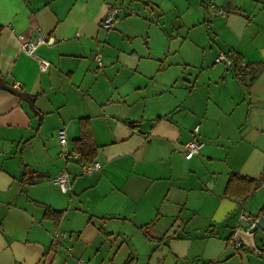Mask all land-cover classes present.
Masks as SVG:
<instances>
[{
  "label": "crops",
  "instance_id": "obj_1",
  "mask_svg": "<svg viewBox=\"0 0 264 264\" xmlns=\"http://www.w3.org/2000/svg\"><path fill=\"white\" fill-rule=\"evenodd\" d=\"M136 1L0 0V75L39 112L0 89V264H101L136 252L133 240L161 249V264H264V231L241 218L264 203V0H144V23L165 37L147 49L128 40L142 25ZM117 4L134 12L105 29ZM82 118L102 165L91 173L73 150ZM195 125L202 145L187 159ZM231 173L258 188L224 196ZM237 229L255 231L257 252L234 247ZM56 230L66 235L53 242Z\"/></svg>",
  "mask_w": 264,
  "mask_h": 264
},
{
  "label": "built area",
  "instance_id": "obj_2",
  "mask_svg": "<svg viewBox=\"0 0 264 264\" xmlns=\"http://www.w3.org/2000/svg\"><path fill=\"white\" fill-rule=\"evenodd\" d=\"M212 7H214V5H211ZM132 13L134 12V9L130 10ZM121 12H125V7H123L120 4L117 5H112L108 11L106 12V14L104 15L103 19H102V27H104L105 29L111 28L112 25L114 24V22L117 19V16L119 13ZM221 15L223 14L222 10L218 11ZM38 40L39 41H44V37L42 35V33L39 31L38 32ZM21 48L24 52L26 53H32L34 48H35V44L32 41H24L21 44ZM93 58L96 60L98 65H101V53L100 52H96L93 55ZM38 67L40 70H46L47 67L49 66V61L43 58H38ZM215 61L219 62V61H225L226 63H228L229 65L232 64L231 58H229L225 53L220 52L218 53V55L215 57ZM243 65V63H241ZM193 133L195 134L191 139H189L188 141H186L183 144V148H184V156L185 158L189 159L191 157H193L194 155H196L199 150L200 147L202 145V141L199 140L196 136L197 132H198V125H195L193 127ZM57 136L59 139V142L64 145L66 142V133H65V129L63 128H59L57 130ZM74 156L76 158L79 157L78 153H75ZM102 167L101 163L99 161H93V162H81V168L82 171L84 173H91V172H95L100 170ZM53 182L59 187V189L63 192L69 190V179L67 177V174L65 171L61 170L59 171L53 178ZM246 219V222L250 225V226H254L256 227V218H251L250 216H245L244 214L241 215V218ZM66 235V232L64 231H59L56 230L52 233L51 235V239L53 242H58L60 238L64 237ZM232 244L234 245L235 248H241L242 247V243L240 241H233Z\"/></svg>",
  "mask_w": 264,
  "mask_h": 264
},
{
  "label": "rangeland",
  "instance_id": "obj_3",
  "mask_svg": "<svg viewBox=\"0 0 264 264\" xmlns=\"http://www.w3.org/2000/svg\"><path fill=\"white\" fill-rule=\"evenodd\" d=\"M125 2H127V0H125ZM135 3H139V4L141 3L142 6L139 8L135 7L136 13L130 14L129 16H132V15L139 16L142 19V22H141L142 25L139 26V29L136 34L132 33L131 37L128 40L132 41L135 44V46L139 47V49L143 46L146 48L147 42L149 44L158 43L160 42V39L162 38L164 39L165 37L163 36V32L161 30L159 29L157 30L155 28L150 29L148 27L149 23H146V24L144 23V20L147 21L152 16L151 12L149 11V9H147V6L144 4V0H138ZM135 3L133 4V6H136ZM122 6L123 7L125 6L126 10L128 11L129 9H132V7L126 6L124 4ZM133 242L136 244L137 250L136 252L132 250L131 255H129V250L124 245L120 248L119 251L110 252V254L102 253L100 255H97V261L100 262L101 264H110L111 263L110 259L112 258L114 264H125L127 260L129 259V257L133 256L132 261H130V264H161L159 261V258L162 257V253L160 252L161 249H158L157 252L155 253H150L148 252V250H146L147 248L142 246L138 241L133 240ZM154 242H158V241L154 240ZM117 245L118 243L116 244V247ZM205 263L207 264L208 262H205Z\"/></svg>",
  "mask_w": 264,
  "mask_h": 264
},
{
  "label": "trees",
  "instance_id": "obj_4",
  "mask_svg": "<svg viewBox=\"0 0 264 264\" xmlns=\"http://www.w3.org/2000/svg\"><path fill=\"white\" fill-rule=\"evenodd\" d=\"M2 26L0 25V32ZM234 72L236 76L241 74V70L238 69L240 61L232 60ZM80 136L73 140V150L81 155V162H93L96 154L97 146L92 138V130L87 118L80 120ZM259 183L254 178L241 175L238 173H231L225 184L224 196L237 198L243 200L249 194H251ZM264 216V203H262L258 216ZM132 258L128 259L125 264H130Z\"/></svg>",
  "mask_w": 264,
  "mask_h": 264
},
{
  "label": "water",
  "instance_id": "obj_5",
  "mask_svg": "<svg viewBox=\"0 0 264 264\" xmlns=\"http://www.w3.org/2000/svg\"><path fill=\"white\" fill-rule=\"evenodd\" d=\"M0 89L6 90L16 96L21 97L27 103L29 104V107L32 111L38 113L39 112L36 110L34 107V97H31L26 91L20 90L17 87H14L4 81V78L0 75ZM256 228L260 229L261 231H264V216L260 215L256 219ZM255 231H246L244 229H237L234 233L233 240L234 241H240L241 243H244L247 248L250 250L257 252L258 249L255 244Z\"/></svg>",
  "mask_w": 264,
  "mask_h": 264
}]
</instances>
